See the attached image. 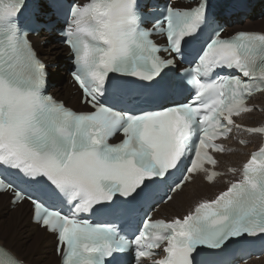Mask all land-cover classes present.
<instances>
[{
	"label": "snow or ice",
	"instance_id": "1",
	"mask_svg": "<svg viewBox=\"0 0 264 264\" xmlns=\"http://www.w3.org/2000/svg\"><path fill=\"white\" fill-rule=\"evenodd\" d=\"M26 6L0 0V193L13 205L30 203L33 222L56 236L63 264H112L124 253L131 264H193L200 248L219 252L264 235V146L239 169L216 170L214 155L234 151L217 141L264 134V126L234 119L252 113L249 98L264 93V33L225 38L212 27L185 68L189 42L214 24L207 0L168 6L150 27L139 0L69 3L61 42L91 109L78 113L45 94L47 65L20 25ZM117 134L122 140L109 143ZM228 174L239 178L182 217L153 218L195 177L214 184ZM102 212L111 219L93 222ZM0 264L19 261L0 249Z\"/></svg>",
	"mask_w": 264,
	"mask_h": 264
},
{
	"label": "bare ground",
	"instance_id": "2",
	"mask_svg": "<svg viewBox=\"0 0 264 264\" xmlns=\"http://www.w3.org/2000/svg\"><path fill=\"white\" fill-rule=\"evenodd\" d=\"M264 7V0L261 2ZM264 25V19L261 20ZM251 24L250 22H248ZM255 24V22H252ZM41 38L40 41H45ZM37 42L39 56L47 63H56L58 57L63 53L52 40H49L45 47H40ZM65 63V62H64ZM52 71L51 81L56 82L57 86L53 93L58 99L63 100L67 105L74 107L79 99V94H73L74 89L68 79L64 80V71ZM59 81H63L60 84ZM264 103V95L259 97ZM254 119H257L255 117ZM246 159L242 154H236L228 157V160L238 161ZM208 187L200 186L194 183L185 187L183 193L176 197L175 201L164 206L161 210L169 216H177L184 213L189 204L203 195L210 194ZM9 196L0 195V244L13 253L20 261L27 264H58V259L54 256V237L41 231L37 226L30 223L31 211L26 203L16 206L14 209L9 207ZM264 264V260L257 262Z\"/></svg>",
	"mask_w": 264,
	"mask_h": 264
},
{
	"label": "rangeland",
	"instance_id": "3",
	"mask_svg": "<svg viewBox=\"0 0 264 264\" xmlns=\"http://www.w3.org/2000/svg\"><path fill=\"white\" fill-rule=\"evenodd\" d=\"M262 19H264L263 18V16H262ZM262 19H260L259 17H256L254 20H252L250 23L251 24H249L248 22H243L242 23V25L240 26V28H242V29H247V30H251V31H254V30H261V31H264V25H263V23L261 22V20ZM252 22H255V24H252ZM53 41V40H52ZM39 42H40V40L38 41V44H39ZM55 43V42H54ZM41 47V46H40ZM45 47V46H44ZM63 50V53H61V55L58 57V59H57V61H59V60H61L60 62H63L64 63V61H63V58L66 56V53H67V50H64V49H62ZM63 79L65 80L66 79V77L65 76H63ZM67 80V79H66ZM63 81H59L58 83L59 84H61ZM55 94V93H54ZM56 96V95H55ZM78 96V95H77ZM57 97V96H56Z\"/></svg>",
	"mask_w": 264,
	"mask_h": 264
}]
</instances>
